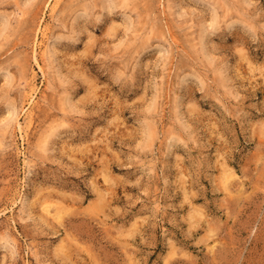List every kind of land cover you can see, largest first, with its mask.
<instances>
[{
    "label": "rangeland",
    "instance_id": "obj_1",
    "mask_svg": "<svg viewBox=\"0 0 264 264\" xmlns=\"http://www.w3.org/2000/svg\"><path fill=\"white\" fill-rule=\"evenodd\" d=\"M0 264H264V0H0Z\"/></svg>",
    "mask_w": 264,
    "mask_h": 264
},
{
    "label": "bare ground",
    "instance_id": "obj_2",
    "mask_svg": "<svg viewBox=\"0 0 264 264\" xmlns=\"http://www.w3.org/2000/svg\"><path fill=\"white\" fill-rule=\"evenodd\" d=\"M225 178H227V177H225Z\"/></svg>",
    "mask_w": 264,
    "mask_h": 264
}]
</instances>
